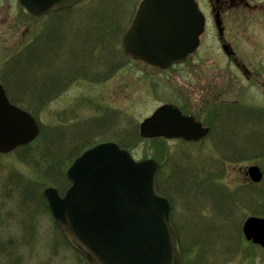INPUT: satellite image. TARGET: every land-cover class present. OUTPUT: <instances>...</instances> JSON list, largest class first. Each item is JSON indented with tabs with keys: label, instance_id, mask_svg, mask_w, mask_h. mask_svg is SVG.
I'll return each mask as SVG.
<instances>
[{
	"label": "rangeland",
	"instance_id": "rangeland-1",
	"mask_svg": "<svg viewBox=\"0 0 264 264\" xmlns=\"http://www.w3.org/2000/svg\"><path fill=\"white\" fill-rule=\"evenodd\" d=\"M140 1L85 0L35 17L19 0H0V84L41 127L28 151L0 154V244L18 245L9 260L0 245V264H87L41 199L48 187L62 194L74 159L108 142L159 165L157 187L172 207L182 264H264V249L242 232L249 217L264 218V179L254 185L247 173L251 166L264 173V114L244 110L264 111V21L249 24L256 47L237 37L236 26L227 36L237 57L261 73L257 80L225 62L213 24L200 51L164 71L125 56L123 37ZM222 103L245 107L220 115L202 142L141 135L140 123L164 104L206 123Z\"/></svg>",
	"mask_w": 264,
	"mask_h": 264
},
{
	"label": "water",
	"instance_id": "water-1",
	"mask_svg": "<svg viewBox=\"0 0 264 264\" xmlns=\"http://www.w3.org/2000/svg\"><path fill=\"white\" fill-rule=\"evenodd\" d=\"M80 0H20L33 15L69 7ZM204 19L195 0H143L124 37L128 55L166 69L184 62L199 45ZM146 138L197 141L208 134L172 106L159 108L140 126ZM35 119L12 105L0 85V152L28 145L39 135ZM159 165L136 163L115 143L95 146L67 171L71 186L63 197L44 191L53 218L95 264H179L170 225L169 201L156 191ZM249 174L262 180L257 167ZM247 240L264 248V218H249Z\"/></svg>",
	"mask_w": 264,
	"mask_h": 264
},
{
	"label": "flooded vegetation",
	"instance_id": "flooded-vegetation-1",
	"mask_svg": "<svg viewBox=\"0 0 264 264\" xmlns=\"http://www.w3.org/2000/svg\"><path fill=\"white\" fill-rule=\"evenodd\" d=\"M199 11L203 14L205 18V32L209 25L213 29L210 30L214 33L216 38L217 48L221 51L225 62L231 67L234 65L238 72L246 80H257L260 77V72L255 70H250L249 66L244 62L243 59L237 57L233 50L232 43L227 40V36L230 34L231 26H236V35L241 37L244 43L249 45L248 33L249 24L256 22L259 23L264 21V0H196ZM234 23L231 24L230 17ZM260 16V19L259 17ZM264 31V30H263ZM204 35V34H203ZM247 37V38H246ZM256 37V36H255ZM245 38V39H244ZM258 38V37H257ZM202 42V41H201ZM257 43L251 44L249 46H258ZM202 48L201 43L197 50L200 51ZM208 49V48H207ZM207 58V57H206ZM210 58V56H209ZM197 69V68H196ZM228 70V68L226 69ZM229 71V70H228ZM222 76H225V72H222Z\"/></svg>",
	"mask_w": 264,
	"mask_h": 264
},
{
	"label": "trees",
	"instance_id": "trees-1",
	"mask_svg": "<svg viewBox=\"0 0 264 264\" xmlns=\"http://www.w3.org/2000/svg\"><path fill=\"white\" fill-rule=\"evenodd\" d=\"M16 79V78H15ZM220 115H221V113H219V112H216L215 114H214V118H213V120H214V122L216 121V119H218L219 117H220ZM156 142H159V140L158 141H156ZM33 145V144H32ZM32 145H30V146H28V147H24V148H21V149H19L20 151L21 150H23V151H28L29 149H31V147H32ZM45 162H47V160H46V157H45ZM47 171H45V174L46 175H48V176H46L47 178H49L50 179V182H53V179H52V176L48 173H46ZM44 176V180L46 181L45 183L47 184L49 181L48 180H46V177ZM48 181V182H47ZM45 183L43 182H41V183H39L40 185H39V189L40 188H42V186H45ZM38 195H39V197L41 196V190L38 192ZM41 201L43 202V204H44V206H45V208L49 211V208H48V205H47V202L45 201V200H43V199H41ZM54 225H55V228L57 229V230H59L61 233H62V235L67 239V241H68V243L70 244V246L71 247H73V249L76 251V252H78V250L74 247V245H73V243H72V241L69 239V237L64 233V231L56 224V223H54ZM0 245H3L2 246V249L1 250H3L2 251V253L4 254V255H6V259L7 260H9L12 256H13V253L16 251V247L18 246L17 244H12L11 243V245L10 244H6V243H1ZM79 253V252H78ZM84 258V257H83ZM85 259V258H84ZM85 261L87 262V264H90L86 259H85ZM181 264H182V257H181Z\"/></svg>",
	"mask_w": 264,
	"mask_h": 264
}]
</instances>
